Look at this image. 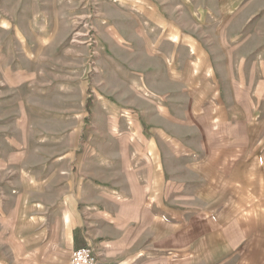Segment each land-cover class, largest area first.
<instances>
[{
    "label": "rangeland",
    "instance_id": "rangeland-1",
    "mask_svg": "<svg viewBox=\"0 0 264 264\" xmlns=\"http://www.w3.org/2000/svg\"><path fill=\"white\" fill-rule=\"evenodd\" d=\"M156 95L226 178L200 182L175 159V234L161 226L145 260L264 264V0H0L1 256L16 248L11 192L71 190L91 176V144L121 177L122 145L138 141L125 129ZM211 107L222 130H203Z\"/></svg>",
    "mask_w": 264,
    "mask_h": 264
},
{
    "label": "crops",
    "instance_id": "crops-1",
    "mask_svg": "<svg viewBox=\"0 0 264 264\" xmlns=\"http://www.w3.org/2000/svg\"><path fill=\"white\" fill-rule=\"evenodd\" d=\"M151 97L145 99L152 105L142 104L139 116L125 129V137L135 135L138 141L122 145L125 165L119 171L121 177H115L118 170L105 158V144H91V176L75 178L71 190L57 191L52 200L42 184L32 192H11L17 202L14 213L8 210L7 222L12 229L8 242L13 241L17 249L0 255V264H70L72 251L81 246L91 247L100 264L158 263L145 257L159 247L161 226L171 230L163 238L175 234V201L170 203L176 198L171 189L176 182L175 159L183 158L180 170L199 176L200 182L214 181L213 176L226 177L210 175L221 167L211 157L210 143L199 149L176 138L178 121L168 104L174 100ZM219 98L214 95L208 102L216 103ZM211 109L204 115L209 122L203 130H222L216 123L223 125L228 118ZM231 119L238 123V117ZM237 163L233 157L227 161L229 166ZM199 197L210 198L207 194Z\"/></svg>",
    "mask_w": 264,
    "mask_h": 264
},
{
    "label": "built area",
    "instance_id": "built-area-1",
    "mask_svg": "<svg viewBox=\"0 0 264 264\" xmlns=\"http://www.w3.org/2000/svg\"><path fill=\"white\" fill-rule=\"evenodd\" d=\"M70 264H100L89 246H81L72 251Z\"/></svg>",
    "mask_w": 264,
    "mask_h": 264
}]
</instances>
